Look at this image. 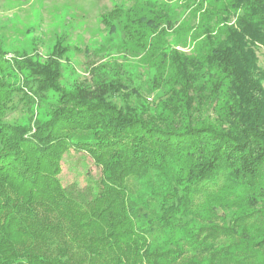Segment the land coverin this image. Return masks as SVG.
Segmentation results:
<instances>
[{
    "label": "trees",
    "instance_id": "trees-1",
    "mask_svg": "<svg viewBox=\"0 0 264 264\" xmlns=\"http://www.w3.org/2000/svg\"><path fill=\"white\" fill-rule=\"evenodd\" d=\"M171 1L100 15L144 89L119 66L65 89L60 42L0 45V264H264V0ZM70 151L100 170L89 205Z\"/></svg>",
    "mask_w": 264,
    "mask_h": 264
},
{
    "label": "rangeland",
    "instance_id": "rangeland-1",
    "mask_svg": "<svg viewBox=\"0 0 264 264\" xmlns=\"http://www.w3.org/2000/svg\"><path fill=\"white\" fill-rule=\"evenodd\" d=\"M140 1L144 0H0V45L7 56L36 52L45 57L60 42L68 48L61 62L60 84L65 89L89 87L92 69L114 74L115 66H119L127 80L130 77L132 84L144 89L148 72L114 49L121 36L117 33L109 42L100 23V15L113 5L129 6ZM151 1L167 3V0ZM170 3L177 8L175 0ZM256 56L258 66L264 68V51L258 49ZM23 116L24 112L18 109L7 119L22 121ZM100 176V170L85 154L70 151L61 162L62 186L85 205L91 204L99 190Z\"/></svg>",
    "mask_w": 264,
    "mask_h": 264
}]
</instances>
